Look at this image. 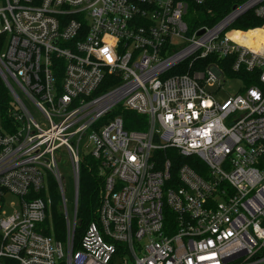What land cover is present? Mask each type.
Returning a JSON list of instances; mask_svg holds the SVG:
<instances>
[{"label": "built area", "instance_id": "obj_1", "mask_svg": "<svg viewBox=\"0 0 264 264\" xmlns=\"http://www.w3.org/2000/svg\"><path fill=\"white\" fill-rule=\"evenodd\" d=\"M189 1L206 0H0V264H264V35L239 43L264 34V0L211 24ZM248 13L260 24L234 27ZM233 78L242 90L219 101ZM127 112L143 129L125 127ZM170 148L203 168L175 163L173 176ZM88 156L102 184L74 247Z\"/></svg>", "mask_w": 264, "mask_h": 264}, {"label": "trees", "instance_id": "obj_2", "mask_svg": "<svg viewBox=\"0 0 264 264\" xmlns=\"http://www.w3.org/2000/svg\"><path fill=\"white\" fill-rule=\"evenodd\" d=\"M244 0H206L202 4H195L188 2L189 12L194 18L197 24H211L217 21L221 16H223L235 3L242 2ZM249 13L242 16L233 24L234 27L240 29H247L251 27H256L260 24V21L255 19H250ZM206 61V60H205ZM204 61V62H205ZM205 64V63H204ZM9 103V98L7 91L0 83V112L4 115L5 109ZM133 118L131 122L136 124L128 123L125 121V127L128 129L140 130L143 129V125L138 123L143 118L139 117L133 112H127L125 118ZM162 157L171 159V174L175 173V163H189L195 169L203 168L201 162L196 164L192 163V159L188 157H181L175 151V149L170 148L163 151ZM84 158V159H82ZM102 184V178L98 175L97 161L91 157H81L79 164V187H78V207H77V225L74 231V247L79 238L82 236L83 232L87 228L88 224L94 220L95 211L99 203V188ZM49 191L52 199V214H51V225H48L47 233L51 234L55 239H63L65 237V221L64 217L59 209L60 194L58 190L57 183L53 178H50ZM68 197H71L70 190H66Z\"/></svg>", "mask_w": 264, "mask_h": 264}, {"label": "rangeland", "instance_id": "obj_3", "mask_svg": "<svg viewBox=\"0 0 264 264\" xmlns=\"http://www.w3.org/2000/svg\"><path fill=\"white\" fill-rule=\"evenodd\" d=\"M186 20H187V16H186ZM263 35L264 34L262 33L261 30L247 32L245 34L240 35L239 43L243 46L248 47V48H254L260 42V38ZM241 90H242V82L236 78H233V79L227 80L223 84L222 90H220V92L216 95V98L219 101H224L228 95L235 94L237 92H240ZM34 115L37 118L39 117V114L37 111H34ZM59 155L60 156H59V160H58V166H59L60 172H61L63 179H64L65 195H66V198H67L69 205H71V200H72V196H73V183H74V177H73V173H72V169H71V164H70L69 158L65 152L61 151ZM82 159H84V158H82ZM66 190H70V193H71L70 198L67 196L68 193H66ZM70 217L72 218L71 211H70Z\"/></svg>", "mask_w": 264, "mask_h": 264}, {"label": "snow or ice", "instance_id": "obj_4", "mask_svg": "<svg viewBox=\"0 0 264 264\" xmlns=\"http://www.w3.org/2000/svg\"><path fill=\"white\" fill-rule=\"evenodd\" d=\"M105 52H107V49H104Z\"/></svg>", "mask_w": 264, "mask_h": 264}]
</instances>
